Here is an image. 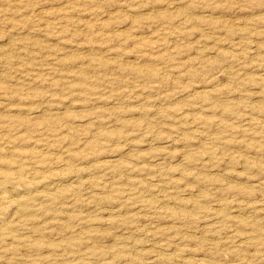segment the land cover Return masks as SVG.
Segmentation results:
<instances>
[{"label": "rangeland", "instance_id": "1", "mask_svg": "<svg viewBox=\"0 0 264 264\" xmlns=\"http://www.w3.org/2000/svg\"><path fill=\"white\" fill-rule=\"evenodd\" d=\"M0 193V264H264V0H0Z\"/></svg>", "mask_w": 264, "mask_h": 264}, {"label": "bare ground", "instance_id": "2", "mask_svg": "<svg viewBox=\"0 0 264 264\" xmlns=\"http://www.w3.org/2000/svg\"><path fill=\"white\" fill-rule=\"evenodd\" d=\"M20 172V171H19ZM22 173V172H21ZM3 181V180H2ZM6 183V182H5ZM10 184V183H9ZM18 184V183H17ZM6 185H8V184H6ZM1 194V193H0ZM3 194V193H2ZM1 200V199H0ZM2 203V202H1ZM28 207V206H27ZM20 208V207H19Z\"/></svg>", "mask_w": 264, "mask_h": 264}]
</instances>
